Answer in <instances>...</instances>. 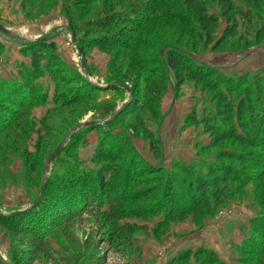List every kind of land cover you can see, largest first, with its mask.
I'll return each mask as SVG.
<instances>
[{
	"label": "rangeland",
	"instance_id": "rangeland-1",
	"mask_svg": "<svg viewBox=\"0 0 264 264\" xmlns=\"http://www.w3.org/2000/svg\"><path fill=\"white\" fill-rule=\"evenodd\" d=\"M118 1L0 0L14 34L47 36L28 74L29 42L0 31V264H264V0H232L226 13L221 0H163L155 13L154 0ZM110 2L113 16L91 23ZM192 4L218 16L210 41ZM67 30L102 87L84 82ZM169 48L186 67L168 65ZM192 69L202 77H185ZM126 101L108 124L75 130L44 173L73 127ZM225 123L245 140L217 136ZM185 167L222 180L198 190ZM43 179L42 215H11L39 198ZM53 198L66 203L53 209ZM179 205L187 211L174 215Z\"/></svg>",
	"mask_w": 264,
	"mask_h": 264
},
{
	"label": "trees",
	"instance_id": "trees-1",
	"mask_svg": "<svg viewBox=\"0 0 264 264\" xmlns=\"http://www.w3.org/2000/svg\"><path fill=\"white\" fill-rule=\"evenodd\" d=\"M122 0H120V1H118V2H114L113 4H116V3H120ZM156 3H157V5L155 6L156 8L154 9V11H152V13H155L156 11H161V10H164V7L166 6V4L164 5V6H162V8H160L161 6L160 5H163V0H154ZM129 2H131V0L129 1ZM221 2L223 3V12L224 13H226V12H228V10H231V9H233V1L232 0H221ZM111 5V2L108 4V6H105V8H103V12H101L100 13V15L98 16V17H95V18H91V23L93 22V21H95V20H99V21H101V20H105V19H107L108 17H112L113 16V13H115V12H112L111 10H109L108 8H109V6ZM192 7H194V9L196 10V11H199V14H200V21H202L203 19H206V21H207V23H205V25H201V28L202 29H205V31H206V36H208L209 37V40L208 41H210V35L212 36V32H210V29H209V27L208 26H210V25H215L216 23H217V21H218V16L217 15H215V14H210V15H208L206 12H205V9L203 8V9H201V8H198V6H196V5H193L192 4ZM113 8H114V6H113ZM111 11V12H110ZM113 11H115V10H113ZM152 13H150L149 15H151ZM149 15H147V16H145V15H143V22L144 23H146L147 21H149ZM112 22H111V26H112ZM209 24V25H208ZM110 25V24H109ZM135 26L136 25H134V28H133V30H137V29H140V27H142V25H140L137 29L135 28ZM234 31H235V29H234V27H228L227 28V31L221 36V37H219V38H217L216 39V41L213 43H211L212 44V48L213 49H215V48H218L222 43H223V41H224V39L229 35V36H232L233 34H234ZM75 32V31H74ZM73 32V34H75ZM211 33V34H210ZM153 43V45H155V46H157V48H158V46H159V43H157V42H152ZM121 45L122 46H124V47H126L127 49L129 48V46H127V44H126V40H124V41H121ZM48 46L49 47H51V49H55V44L54 43H48ZM28 47H29V51L28 50H24L23 51V53L25 54L26 53V51H27V53H29L28 55H30V57H31V64H30V67H32L31 69L28 67V68H26L27 69V73L29 74L30 72H32V70H33V72H32V74L34 73H36L35 71H37L38 70V68H39V65H40V58H41V54H42V52L45 50V48L47 47V44L45 43V42H35V43H30L29 42V45H28ZM82 47V49H83V46H81ZM84 50V49H83ZM84 52V51H83ZM179 54H180V52L177 50V49H175V48H169L168 49V51H167V63H168V65L171 67V68H173V69H175V68H184V67H186V65H184L185 64V62L181 59V57L179 56ZM136 64H137V62H136V60H134L133 62H131V65L132 66H136ZM213 68L214 69H217V67L216 66H213ZM219 71V70H218ZM25 72H26V70H25ZM208 72V71H207ZM188 74H189V76H187V75H185V77H189V78H193V79H197V78H199V77H202V75L203 74H201V75H196L195 74V71L192 69V70H190V71H188L187 72ZM209 73V72H208ZM210 77H213L212 75L210 76ZM183 81L184 80H182L181 78L179 79V81L177 82L178 83V88L183 84ZM84 82H87V83H91V82H89L88 80H86V81H84ZM158 100H160V96H159V99ZM158 104V103H157ZM159 105V104H158ZM122 112V111H121ZM120 112V113H121ZM156 113H158V112H156ZM228 121V120H227ZM262 124H264V120H261L260 121ZM227 123V122H226ZM226 123H225V128H223L221 131L219 130V132H218V135L217 136H219L221 139H226V138H229V137H232V138H236L237 140H245V135L244 134H242V133H240V132H238L237 130H235L233 127H232V125H231V128H226ZM253 126H256V127H258V124H255V123H253ZM263 128H264V126H263ZM154 147V146H153ZM186 168V171L187 172H193L192 173V175H191V177H190V179H192V181L193 180H196L197 182H196V186H197V189L198 190H205L209 185H212V186H214V185H216V186H219L218 185V182H220L222 179H221V176L216 172V171H213V170H210V175H209V177H206L205 175L203 176V174H201V175H199V173H200V170L198 169V170H192L190 167H185ZM194 174H195V176L196 177H194V178H196V179H193V176H194ZM229 175H231V173L229 172V174H228V176ZM72 178H75V185L77 184V182H80V180H79V177H78V179H76L77 178V176L75 177V176H71ZM52 183H54V185L56 186V187H63V186H65L66 185V183L65 184H58L59 183V181H57V180H55L54 182H52ZM85 184V182H83V180H82V182H81V184ZM81 184H80V186H81ZM52 187V185H49V187ZM84 186H86V184L84 185ZM177 186V183L176 182H173L169 187H170V194H169V197H171V199L173 200V201H176L177 202V200L174 198V197H176V192H175V187ZM193 188H195V186H194V184L191 186V188L190 189H193ZM49 196V194H48V192H47V188L45 189V192H44V196H43V199H42V201L40 202V204L38 205V206H36L35 208H33L32 210H30V211H28V212H26V213H22V214H18V215H16V216H19V215H25V214H29V213H32L33 211H36V210H38V209H41L39 212H37V215H42L41 213H43L44 212V210L46 209V208H48L49 207V205L45 208V206H43V204H41V203H45V205H46V203H47V201H48V199H47V197ZM69 200H71L70 199V195L66 198V201L68 202V203H73L75 200H72V201H69ZM78 201V200H77ZM77 201H75V203H77ZM53 202H55L54 203V207H53V209H55L56 207H57V205L59 204V203H62V204H65L66 202H64V199H61L60 200V198L59 199H56V198H53ZM195 202H200V200L198 199V198H196V200H195ZM50 206H51V204H50ZM185 211H187V209H185L184 208V206L183 207H181L180 205L179 206H177L176 208H175V211H174V215H175V213L176 214H178V215H183L184 213H185ZM10 217H12V216H10ZM14 217V216H13ZM213 259L214 260H216V261H218L217 260V258H215V255H213Z\"/></svg>",
	"mask_w": 264,
	"mask_h": 264
},
{
	"label": "water",
	"instance_id": "water-1",
	"mask_svg": "<svg viewBox=\"0 0 264 264\" xmlns=\"http://www.w3.org/2000/svg\"><path fill=\"white\" fill-rule=\"evenodd\" d=\"M0 31L3 32V33H5V34H7V35H9L11 38L20 40V41H22L24 43H27V42L35 43V42H38V41H41V40H45L46 37H47V36H42V37H39V38H36V39L20 38L16 34H14L10 29H8L5 25H3L2 23H0ZM67 31L71 35L72 41L74 42V44L78 48V54H79V57L81 59L82 67H83V69L85 71V74L88 75V77H87L88 79L87 80L90 81L91 83H95V82H93V80L91 79V77L89 76V74L87 73L88 71H87V65H86V60H85V55L83 53V49L80 47V45H79L77 39L75 38L74 34L71 31H69V30H67ZM95 84L98 85L99 87H102L103 86L102 84H99V83H95ZM114 84L115 83H111V84L109 83L106 86H108V85L113 86ZM126 88H127V90L129 92H131V90H130L129 87H126ZM127 102L128 101L124 102L122 104V106L120 108H118L114 112V114L109 119H107V120H104V121L99 120V121L83 122V123L78 124L75 127H73L70 130V132L67 134V136L65 137V139L61 142V144H59V146H57V148L54 150V152L47 159L46 164H45V168H44V173H46V170H47V167H48L49 163L52 162L53 159L57 156V154L61 151V149L63 148V146L66 144L68 138L71 136V134L75 130H77V129L83 127V126H89V125H93V124H104V125L108 124L110 121H112V119L117 114H119L122 111L123 107L126 105ZM45 186H46L45 179H43V182H42V190H41V193H40L39 198L32 205H30V206H28L26 208H23V209L16 210L11 215H18V214L26 213V212L32 210L33 208H35L36 206H38L40 204V202L42 201V199H43L44 192H45ZM0 262L5 263V261L3 260V257H1V256H0Z\"/></svg>",
	"mask_w": 264,
	"mask_h": 264
},
{
	"label": "crops",
	"instance_id": "crops-1",
	"mask_svg": "<svg viewBox=\"0 0 264 264\" xmlns=\"http://www.w3.org/2000/svg\"><path fill=\"white\" fill-rule=\"evenodd\" d=\"M211 65H213V66H220V64L216 61V62H213V63H210Z\"/></svg>",
	"mask_w": 264,
	"mask_h": 264
}]
</instances>
